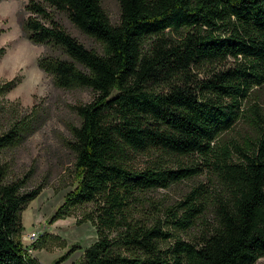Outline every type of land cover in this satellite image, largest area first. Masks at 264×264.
I'll return each mask as SVG.
<instances>
[{"label": "trees", "instance_id": "trees-1", "mask_svg": "<svg viewBox=\"0 0 264 264\" xmlns=\"http://www.w3.org/2000/svg\"><path fill=\"white\" fill-rule=\"evenodd\" d=\"M102 1L30 0L22 21L28 40L50 49L39 67L55 84L95 94L75 107L78 185L54 221L90 207L99 239L85 264H257L264 259V106H244L264 87V0H119L117 25ZM54 11L102 53L70 34ZM244 119L256 136L223 145ZM26 125L0 132V152L22 141ZM143 158L154 162L141 167ZM203 168L214 190L194 189L173 212H137L147 192ZM26 186L9 182L0 165V264H42L22 236L23 212L41 188ZM167 226L196 234L177 238Z\"/></svg>", "mask_w": 264, "mask_h": 264}, {"label": "rangeland", "instance_id": "rangeland-1", "mask_svg": "<svg viewBox=\"0 0 264 264\" xmlns=\"http://www.w3.org/2000/svg\"><path fill=\"white\" fill-rule=\"evenodd\" d=\"M29 3L30 0L0 2V88L7 86L0 92V132L22 122L27 124L22 141L0 152V165L6 166L9 182L24 179L27 191L41 188V194L23 212V242L31 255L42 264H55L65 256L59 264H85L86 250L99 239L96 225L87 219L90 207H77L57 221L53 217L78 185L76 156L70 147L72 128L81 124L75 107L90 103L95 94L87 88H59L53 77L39 67L40 58L50 49L30 42L22 29L23 18L31 16L26 9ZM102 4L112 23L119 24L122 16L119 0H103ZM53 14L80 42L102 53L100 44L80 32L65 14L55 11ZM10 85L13 89L6 91ZM253 104L264 106V87L255 92L244 110ZM246 136L256 135L244 119L224 134L221 143L242 144ZM193 160L197 162L196 158L183 161L191 164ZM138 162L146 167L154 159L143 158ZM213 180L210 171L203 168L193 178L147 192L137 212H173L194 189L204 185L214 190L217 184ZM166 229L182 239L196 234L195 230L186 233L168 226ZM257 264H264V259Z\"/></svg>", "mask_w": 264, "mask_h": 264}]
</instances>
